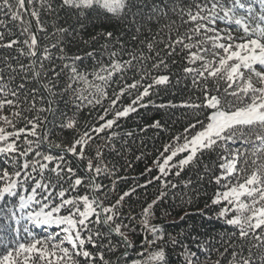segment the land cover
<instances>
[{"label": "snow or ice", "instance_id": "obj_1", "mask_svg": "<svg viewBox=\"0 0 264 264\" xmlns=\"http://www.w3.org/2000/svg\"><path fill=\"white\" fill-rule=\"evenodd\" d=\"M59 12L127 21L136 43L104 31L91 37L104 39L99 50L70 55L65 40L76 30L49 32L42 19ZM0 50H9L0 53V264H169L156 210L171 190L204 182L216 186L210 203L226 229L194 237L195 250L181 245L183 264H264V0H0ZM173 77L186 96L157 104L153 94ZM57 95H70L76 112L99 109L83 130L75 114L61 122L74 134L67 143L51 139L41 115ZM149 106L183 109L188 122L153 160L158 174L110 200L127 177L105 151L123 154L117 143L135 131L122 134L121 121ZM149 128L167 131L160 120L141 131ZM186 172L195 179H168ZM154 181L157 195L126 213L127 199Z\"/></svg>", "mask_w": 264, "mask_h": 264}, {"label": "trees", "instance_id": "obj_2", "mask_svg": "<svg viewBox=\"0 0 264 264\" xmlns=\"http://www.w3.org/2000/svg\"><path fill=\"white\" fill-rule=\"evenodd\" d=\"M42 19L47 25L49 32L52 31L54 24L65 27L71 26L76 30L77 35L73 36L72 33H69L65 40L67 52L70 55H83L84 51L89 49L99 50L100 46L105 42L104 39L101 37L96 41H92L91 37L97 36L98 33L104 31H112L115 37L122 40L126 46L131 47L136 43L131 39L135 34V28H130L127 21L105 19L103 17L97 18L95 14H92L87 19L78 20L66 12H59L58 16L42 14ZM81 24L84 25V29H81ZM149 26L152 27L153 31L157 28L155 23L151 25L146 24L145 35L147 34L146 28ZM9 27H12V25L9 24ZM38 35L40 36L42 45L51 43L44 33H38ZM68 40H71V43H68ZM83 40H88L89 44H84ZM113 45H116L117 48L119 47L115 39L109 42V47ZM8 51L0 50V53L7 55ZM83 63L90 70L91 62L85 60ZM173 70H178V66H173ZM62 85L63 80H61ZM183 88V84H175V77H173L172 85H169L167 88L161 87L159 94H153L152 100L157 104L167 103L168 101L179 103L186 96V92L181 91ZM129 102L130 98L123 101L125 105ZM45 106L47 105L45 104ZM52 108L53 111L51 113H42L41 115L46 116L47 119L50 116L46 122V127L51 139L63 143L72 140L74 134L72 130L62 129L60 127L62 121H65L75 114L79 122L78 127L80 130H83L86 123L91 125L95 122L96 114L99 111V109L91 110L85 108L80 112H76L70 95L55 96L53 98ZM184 111L180 108L159 109L154 106H149L148 108L138 109L137 112L130 114L128 118L121 121L119 131L123 134L124 132L134 130L135 135L131 138H126L128 139V144L125 146H122L119 142L117 143V149L123 153L122 155H118L116 152L105 151L106 160L111 162L110 167L111 165H115L116 169L119 170L117 176L127 177L126 180L118 181L115 192L109 193L110 200L116 199L120 192L127 190L133 184L137 182L146 183L147 179H151L158 174V171L153 166V160L159 158V152L162 150V146L169 141V137L182 131L188 122L183 115ZM154 120H160L167 131L151 128L146 133L141 131V128L147 127ZM97 142L103 143L102 140H98ZM44 150H48L46 145L44 146ZM88 151L91 152L92 150L89 149ZM137 156L141 158L137 160ZM147 168H152L153 171L147 173L145 171ZM142 173L144 175H141ZM78 174L82 175L83 173L81 171ZM188 176H192L195 179L194 172L182 173L179 178L170 176L168 179L177 182L181 179L188 178ZM102 182L105 185H111V180L108 178H102ZM159 184V181H154L153 184L148 185L147 189H138L137 194L127 199L124 211L127 213L129 208H131L134 214L139 213L144 201H150L157 195ZM215 188L216 186L209 182L194 184L190 189H184L181 185L177 189L171 190L169 196L156 210V218L153 220V223L163 228L165 240L162 243L166 245L169 264H183V259L180 256L181 245H186L195 250L196 240L193 239L194 237L199 241L206 242L210 239L218 238L225 231L226 226L223 221L216 218L215 206H212L210 203ZM81 190L83 191V189ZM105 190L107 191V189ZM183 193L187 194L183 195V199H181ZM49 231L51 229H45L43 231L37 229L36 233L43 237ZM116 240L117 238L113 237V241L116 242ZM134 240L138 245L139 236L134 237ZM173 240L177 241L175 247L172 244ZM136 250H139L138 247ZM119 255L120 252L117 251L111 254L109 258L115 260ZM129 255L135 258L134 252Z\"/></svg>", "mask_w": 264, "mask_h": 264}, {"label": "water", "instance_id": "obj_3", "mask_svg": "<svg viewBox=\"0 0 264 264\" xmlns=\"http://www.w3.org/2000/svg\"><path fill=\"white\" fill-rule=\"evenodd\" d=\"M49 118H50V116L48 117V119H49ZM48 119H47V120H48ZM46 122H47V121H46Z\"/></svg>", "mask_w": 264, "mask_h": 264}]
</instances>
